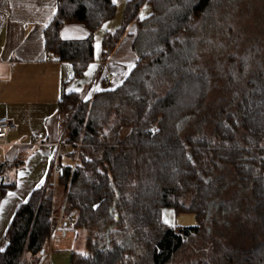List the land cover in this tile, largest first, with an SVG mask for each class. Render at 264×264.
Segmentation results:
<instances>
[{
	"label": "trees",
	"instance_id": "1",
	"mask_svg": "<svg viewBox=\"0 0 264 264\" xmlns=\"http://www.w3.org/2000/svg\"><path fill=\"white\" fill-rule=\"evenodd\" d=\"M259 8L264 16V0H128L138 62L118 86L63 94L61 171L16 209L0 264H33L45 251L57 188L85 232L70 264H264V33L242 25ZM115 13L113 0H57L46 49L83 74L93 35L63 40L62 25L95 31ZM122 31L107 32L104 47ZM13 185L0 180L2 191ZM165 208L197 223L171 226ZM232 224L247 243L225 236Z\"/></svg>",
	"mask_w": 264,
	"mask_h": 264
},
{
	"label": "crops",
	"instance_id": "2",
	"mask_svg": "<svg viewBox=\"0 0 264 264\" xmlns=\"http://www.w3.org/2000/svg\"><path fill=\"white\" fill-rule=\"evenodd\" d=\"M113 1L115 16L95 31L82 21L62 25L63 40L94 38L93 59L83 74L75 75L71 61L57 60L45 47V29L57 13V0H0V116L17 125L7 143L0 145V164H14L0 177L5 183H14L5 191L0 187V250L7 244L5 234L16 209L33 189L46 183L57 160V144L64 132L58 112L63 94L77 91L85 97L118 86L138 62L132 48L136 20H125L128 0ZM139 11L145 16L150 8L143 4ZM120 28L123 31L111 48H105L107 32ZM47 52L53 55L50 61L45 60ZM108 78H112L110 83ZM17 159L19 163H15ZM56 196V226L45 251L37 258L28 256L33 264H70L73 252L84 250L85 232L73 225V215L65 214L64 200ZM172 218V209L165 208L163 219L172 222Z\"/></svg>",
	"mask_w": 264,
	"mask_h": 264
},
{
	"label": "rangeland",
	"instance_id": "3",
	"mask_svg": "<svg viewBox=\"0 0 264 264\" xmlns=\"http://www.w3.org/2000/svg\"><path fill=\"white\" fill-rule=\"evenodd\" d=\"M259 12H260V14H256V16L252 17L251 19H248L245 23H242V25L244 24L245 27H248V25H249L248 32L250 33V37L252 36V38L253 37L257 38V37H259V35L261 33H264V16L262 14L261 8H259ZM247 22H248V24H247ZM219 92L220 91L218 88L213 87L211 89L209 96H208V99L214 100L215 98L218 97ZM63 137H64V132H63ZM63 137L61 140L63 142V147L60 148V147H58V144H57V148H58L57 149L58 150L57 160L53 164L52 169L49 171V176L47 178L46 183L47 182L55 183V181L57 179V175L61 171V165L59 164L58 159H59V156L62 154V152L66 146V144L63 140ZM38 141H39V138H38ZM38 141H36V142H38ZM64 161L69 162V159L65 158ZM58 169H59V171H57ZM56 190H57L56 191L57 194L60 195V197H61V190L58 188ZM172 212H173L172 222H170V220H165V222L171 226H175V227L190 226V225H194L197 223V219L193 213L186 212V213H178L177 214L173 209H172ZM232 225L234 226V228H233V226L230 228L229 227L223 228L224 229L223 231L225 232V236L227 238L231 239L232 241L236 242V243H240V244H242L243 242L247 243L249 239L242 235V231L239 230L240 228L236 229L235 225L234 224H232Z\"/></svg>",
	"mask_w": 264,
	"mask_h": 264
},
{
	"label": "built area",
	"instance_id": "4",
	"mask_svg": "<svg viewBox=\"0 0 264 264\" xmlns=\"http://www.w3.org/2000/svg\"><path fill=\"white\" fill-rule=\"evenodd\" d=\"M53 59V55L50 52H47L45 55V60L50 61ZM112 81L111 78L107 79V82L110 83ZM17 130V125L14 122L13 119L7 117V116H0V145L7 143V139L10 133L14 132ZM38 138H34V142L37 143ZM58 147L62 148L63 147V142L60 141L58 143ZM59 171V169L57 170ZM71 221V219H69Z\"/></svg>",
	"mask_w": 264,
	"mask_h": 264
}]
</instances>
